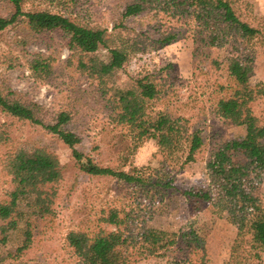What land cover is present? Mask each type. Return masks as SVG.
<instances>
[{
  "label": "rangeland",
  "instance_id": "obj_1",
  "mask_svg": "<svg viewBox=\"0 0 264 264\" xmlns=\"http://www.w3.org/2000/svg\"><path fill=\"white\" fill-rule=\"evenodd\" d=\"M134 1L65 0L59 4L58 0H30L26 11L61 13L78 24L137 41L145 51L119 73L115 87L124 89L132 78L152 74L164 92L155 110L189 120L191 132L200 130L204 138L202 153L197 163L184 165L182 153H163L158 135L150 136L140 145L135 164L150 169L148 172L152 174L158 170L168 172L174 188L159 185L128 188L133 197L129 206L117 194L119 187L113 180L81 173L72 151L58 136L44 126L0 113V203L8 199L14 188L4 160L18 149H47L58 157L63 173L57 187L55 217L37 233L32 247L24 253L17 252L23 245V235L14 232L1 250L3 264H83L68 246L67 235L71 230L93 228L101 212L111 205L133 210V216L137 217L135 234L147 226L178 240L174 247L135 264H230L237 227L212 205H204L202 211L193 213L183 192L207 188L210 180L206 161L218 147L245 134L243 127L221 118L216 111L217 100L223 96L220 86L229 84L226 64L229 58L251 60L252 85L261 91L253 111L264 123V0H228L242 20L261 32L256 46L228 32L224 26L219 25L218 29V25H211L205 34L216 38L212 47L200 41L203 35L193 18L178 21L154 8L125 18L126 7ZM12 14L11 4L0 0V17ZM26 26V19L22 18L0 34V89L18 92L23 101L39 104L45 125L54 124L60 113H69L72 121L68 129L83 140L80 150L101 166H116L119 156L115 155V149L120 144L121 132L110 126L108 99L100 97L96 85L78 70L68 47L69 38L61 32L35 35ZM173 33L179 34L176 41L166 46L158 43L161 37ZM197 52L202 58L195 64ZM38 54L50 58L54 65L53 75L45 81L38 80L31 71V63ZM98 55L108 59L104 50ZM210 59L219 61L222 69L210 67ZM161 179L165 176L154 177L152 183ZM247 187L264 199V172H253ZM193 231L198 232L204 243L192 242V238L184 236ZM235 264H264V258H240Z\"/></svg>",
  "mask_w": 264,
  "mask_h": 264
},
{
  "label": "trees",
  "instance_id": "obj_2",
  "mask_svg": "<svg viewBox=\"0 0 264 264\" xmlns=\"http://www.w3.org/2000/svg\"><path fill=\"white\" fill-rule=\"evenodd\" d=\"M7 1L13 14L8 18L0 17V34L25 18L26 29L35 35L61 32L69 38L68 47L78 70L96 85L100 97L108 99L110 126L121 132L120 144L115 149L119 163L116 166H101L91 155L82 152L80 146L83 140L68 129L72 116L67 112L60 113L54 124L45 125L41 120L39 104L23 101L18 92L0 89V113L44 126L58 136L72 151L81 173L113 180L119 187L117 194L129 206L133 197L128 194V188L159 185L173 189V180L168 178V172L158 170L152 174L148 172L150 169L135 164L140 145L157 134L163 153H182L183 164L189 165L197 163L204 138L200 130H189V120L155 110L164 92L152 74L132 78L124 89L115 87L119 73L145 48L122 34H109L106 29L78 24L61 13L26 11L30 0ZM63 1L58 0L59 4ZM152 8L178 21L193 18L203 35L200 41L210 47L216 38L205 32L211 25H218V29L219 25L224 26L228 32H234L252 46H256L261 37V32L242 20L228 0H135L126 7L124 17H136ZM178 37L177 33L166 34L158 43L166 46ZM101 50L108 53L107 60L99 57ZM201 58L198 52L195 53V64ZM250 63L251 60L243 61L236 57L227 60L229 84L220 86L223 96L216 103L217 114L243 127L245 134L218 147L206 161L210 180L207 188L183 192L193 213L202 211L204 205H212L237 227L238 237L230 264H235L240 258H264V199L247 187L253 172H264V123L253 111L261 91L258 92L252 85ZM208 64L213 69H222L217 60L210 59ZM31 71L38 80L45 81L53 75L54 65L50 58L38 54L31 63ZM4 168L12 178L14 188L8 199L0 203V264L4 262L1 250L14 232L19 231L23 235V245L17 252L24 253L32 247L37 233H41L55 217L57 187L63 179L58 157L43 148L16 150L4 160ZM164 176L161 182L152 183L154 177ZM132 213L133 210L129 212L125 207L107 206L93 228L68 233V246L83 264H135L177 244L176 238L147 226L135 234L133 229L137 217ZM184 236L192 238V242L204 243L197 231Z\"/></svg>",
  "mask_w": 264,
  "mask_h": 264
}]
</instances>
